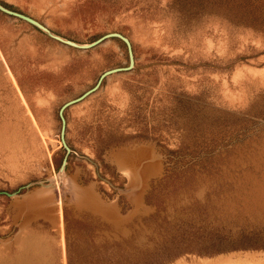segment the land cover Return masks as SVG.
<instances>
[{"label":"rangeland","instance_id":"rangeland-1","mask_svg":"<svg viewBox=\"0 0 264 264\" xmlns=\"http://www.w3.org/2000/svg\"><path fill=\"white\" fill-rule=\"evenodd\" d=\"M0 2L82 44L120 33L135 62L64 109L68 152L61 107L129 66L127 45L0 11V264H22L9 197L38 188L63 203V253L48 220L25 264H264V0ZM92 183L109 227L75 203Z\"/></svg>","mask_w":264,"mask_h":264},{"label":"crops","instance_id":"crops-1","mask_svg":"<svg viewBox=\"0 0 264 264\" xmlns=\"http://www.w3.org/2000/svg\"><path fill=\"white\" fill-rule=\"evenodd\" d=\"M30 192L9 197L13 211H10L8 215V222L10 223L9 227L12 226L14 231L6 244L10 247L14 245L20 250L18 260L22 264L32 259L36 252L40 255L43 248L42 237L45 233V223L48 220L56 229H59V244L63 253V238L61 235L63 203L53 194L47 195L46 191L42 189L38 188L36 191ZM75 203L79 208L85 209L99 219L103 225L107 223V226H110L112 209L116 208V203H112L110 198L98 191L95 183L79 187ZM42 253L44 254V251ZM38 259H40V256H38Z\"/></svg>","mask_w":264,"mask_h":264},{"label":"water","instance_id":"water-1","mask_svg":"<svg viewBox=\"0 0 264 264\" xmlns=\"http://www.w3.org/2000/svg\"><path fill=\"white\" fill-rule=\"evenodd\" d=\"M0 11L6 13L8 15H11V16H14V17L23 19L24 21H27L28 23L32 24L34 27H36L37 29H39L43 33L47 34L49 37H51L53 39H56V40H58V41H60L62 43H65V44L74 46V47H78V48H88V47H92V46H95L98 43H100L103 40H105L107 38H110V37H118V38L122 39L126 43V45H127L128 53H129V58H130V65L129 66H127V67H117V68H113V69H110V70L105 71L102 74V76H101V78H100V80H99V82H98V84L96 86H94L93 88L87 90L86 92H84L80 96H78V97H76L74 99H71V100L67 101L61 107V109H60V117H61V121H62L61 140H62V143H63L64 147L66 148V150L68 152H70L71 149L68 146V144L66 142V139H65L66 120H65V117L63 115L64 109L67 108V107H69V106H71V105H73V104H76V103L82 101L89 94H91L92 92H94L98 88V86H99L102 78L105 77L106 75L111 74V73H114V72H118V71L128 70V69L134 67V63L135 62H134V54H133V50H132V44H131L130 40L127 37H125L124 35H122L120 33H117V32L107 33V34L101 36L100 38H98L97 40H95V41H93L91 43L82 44V43L73 41L71 39H68V38H66L64 36H61V35L55 33L54 31H52L47 26H45L44 24H42L38 20L34 19L33 17H31L29 15H26L24 13H21V12L15 11L13 9H10L9 7H7L4 4H2L1 2H0ZM66 164H67V161H66V157H65L64 160H63V163H62V166H61L60 171H63L65 169ZM7 194L10 195V196L13 195V193H7Z\"/></svg>","mask_w":264,"mask_h":264},{"label":"trees","instance_id":"trees-1","mask_svg":"<svg viewBox=\"0 0 264 264\" xmlns=\"http://www.w3.org/2000/svg\"><path fill=\"white\" fill-rule=\"evenodd\" d=\"M121 40H122V39H121ZM254 246H258V247H263V248H264V246H262V245H259V244H258V245H254Z\"/></svg>","mask_w":264,"mask_h":264},{"label":"bare ground","instance_id":"bare-ground-1","mask_svg":"<svg viewBox=\"0 0 264 264\" xmlns=\"http://www.w3.org/2000/svg\"><path fill=\"white\" fill-rule=\"evenodd\" d=\"M13 76V75H12ZM17 81V80H16ZM16 84V83H15Z\"/></svg>","mask_w":264,"mask_h":264}]
</instances>
